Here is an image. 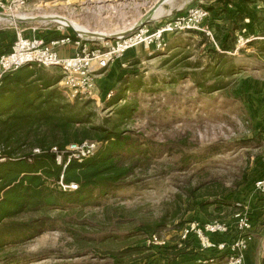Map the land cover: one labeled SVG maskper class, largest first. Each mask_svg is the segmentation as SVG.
I'll list each match as a JSON object with an SVG mask.
<instances>
[{"label":"rangeland","instance_id":"374dc122","mask_svg":"<svg viewBox=\"0 0 264 264\" xmlns=\"http://www.w3.org/2000/svg\"><path fill=\"white\" fill-rule=\"evenodd\" d=\"M160 1L10 3L5 15L35 20L15 22L10 18L14 22L1 23L0 32L14 34L16 27L25 30L24 35L29 37L28 29L37 26L39 34L49 32L44 35L59 36L57 28L67 24L52 18H63L62 21L108 38L140 26L155 29L197 5L211 8V0H171L160 5L161 17L156 16L155 11L154 18L151 15L146 19L147 13ZM262 5L264 9V0ZM257 20L262 26L260 37L252 42L257 45L248 44L234 56L224 54L214 61L213 57L210 59L213 45L209 39L202 42L201 33L197 32L167 35L163 51L146 50L141 46L129 50L120 62L112 64L98 77V103L71 102L58 85L62 77L60 70L36 66L44 79L46 75L49 80L54 79V90L60 94L56 95L58 103L74 106L73 112L81 114L86 126L123 132L148 155L136 157L138 168L133 177L105 195L94 192L87 205L28 213L18 218L16 222L44 219L45 232L24 241L12 242L5 238L0 249V264H131L134 259L138 261L132 264H226V253L202 250L197 240V244L191 243L188 249L193 250L192 255L164 257L162 247L182 242L180 232L186 225L178 232L180 221L184 224L224 222L229 232L217 239L231 243L239 235L233 224L238 209L235 204L246 206V202L255 199L260 202L264 198L257 195L253 187L264 153V128L260 126L264 123L259 121L264 114L261 75L264 15ZM97 42H92L91 48ZM106 90L113 92L109 100H104ZM71 113L67 108L63 111L64 116ZM29 149L27 145L21 152ZM188 158L190 161L186 164L184 161ZM195 188L198 199L187 198V191ZM201 201L231 205L224 206L220 215L210 207V217H207L197 209ZM262 220L256 246L249 257L247 249L244 264H264V218ZM161 221L164 226L155 234L161 244H152L151 236L144 230L162 224ZM142 241L152 249L130 257V247H141Z\"/></svg>","mask_w":264,"mask_h":264},{"label":"trees","instance_id":"16d2710c","mask_svg":"<svg viewBox=\"0 0 264 264\" xmlns=\"http://www.w3.org/2000/svg\"><path fill=\"white\" fill-rule=\"evenodd\" d=\"M218 1L222 3L226 21L234 23L230 21L232 17L236 18V23L224 29V42L220 44L222 52H232L235 49L236 40L234 33L238 29L236 24L243 22L246 17L243 9L248 4L254 3V0H241L242 8L238 7L239 9L234 12L227 8L228 5H234L232 0ZM207 10L211 11L210 8ZM4 35L6 37L1 38ZM199 36L202 42H207L204 34ZM39 37L46 41L59 38L57 34L53 36L40 34ZM13 42L14 34L0 32V56L11 52ZM210 51L212 54L210 59L213 57V61L224 55L214 50ZM25 70L27 72L24 73ZM43 80L41 71L33 65L22 67L2 78L0 86V249L5 243V238L13 240L12 242L24 241L45 232L44 219L16 222L18 218L28 213H46L65 210L71 205H76L78 208L87 205L86 202L89 203L94 192H98L99 196L105 195L114 186L133 177L138 168L139 160L136 157L148 155L123 132L107 130L102 126H86L81 114L73 112L74 106L58 103L56 95L60 94H57L54 88L48 89L53 85L50 80L47 81L48 83ZM36 82L40 83L35 84ZM66 108L69 109V113L70 111L72 113L64 116L63 111ZM84 142L97 143L99 148L93 156L81 163L71 160L62 171V167L55 163L52 148L63 151L70 144ZM27 145L30 148L29 151L22 153V148ZM34 149L39 150V153H32ZM189 161L188 158L184 162L187 164ZM61 175H63L64 185L75 184L77 189L64 191L59 186ZM243 181H246V177ZM196 190V188L188 190L187 198L192 197L197 200ZM230 205L228 202L201 201L197 209L210 217L208 211L210 207H214L213 211L220 215L223 207H230ZM160 223L162 224L153 227L145 226V234L155 235L157 229L164 226L163 221ZM184 225L182 221L177 224L178 232ZM195 241L192 236H189L179 243L184 244L183 247H179L178 243L162 247L164 252L162 256L192 255L193 250L188 249L191 243L197 244ZM145 242L142 241L141 247L132 246L130 250H125H129L130 257L140 255L144 249H152L151 246H144ZM137 261L134 259L132 263ZM118 263L121 262L118 260Z\"/></svg>","mask_w":264,"mask_h":264},{"label":"built area","instance_id":"2783aa9c","mask_svg":"<svg viewBox=\"0 0 264 264\" xmlns=\"http://www.w3.org/2000/svg\"><path fill=\"white\" fill-rule=\"evenodd\" d=\"M27 1L0 0V15L8 13L10 3L25 5ZM209 19V11L201 5H197L187 9L182 14H176L155 29L140 26L131 30L128 34H115L105 39L83 38L69 26L59 24L60 27L56 31L59 38L46 41L38 36L37 26L28 29L30 31L29 37L24 35L25 30L15 27L11 52L0 56V86L4 75L25 66L57 68L62 76L58 85L71 102L91 100L98 103L100 100L97 87L98 77L102 76L103 72L112 64L120 62L124 55L133 48L141 46L146 50L163 51L167 45L165 39L167 35L197 32L204 34L213 47L221 53L209 29ZM67 29L70 32H66ZM245 33V29H242L235 35V53L257 39L247 36ZM94 41L98 42L91 48L90 45ZM67 47H73L75 52L70 56H62L59 50ZM122 67H125V65H122ZM261 72L262 83L264 84V68ZM112 95L113 92L108 91L104 100H109ZM98 146L94 142H84L82 144H70L63 151L52 148V152L55 155L56 165L62 167L63 171L71 160L81 163L93 156ZM32 153H39V150L34 149ZM261 159L264 162V153H262ZM62 179L63 175L60 176L59 186L64 191H75L77 189L75 184L64 185ZM254 192L264 197V179L257 180L254 183ZM235 205L238 209L240 208L233 216L234 229L239 236L231 243L218 241L217 238L229 232V227L226 223L217 220L206 223L192 221L185 224L186 226L180 232V239L184 241L192 236L198 241L202 250L226 253V264H244L245 252L250 241L247 233L251 231V224L244 207L238 203ZM149 242L161 244L155 235L151 236Z\"/></svg>","mask_w":264,"mask_h":264},{"label":"crops","instance_id":"0c3cea01","mask_svg":"<svg viewBox=\"0 0 264 264\" xmlns=\"http://www.w3.org/2000/svg\"><path fill=\"white\" fill-rule=\"evenodd\" d=\"M232 1L234 2V5L233 6L232 5H228L227 6L228 9H230V10H232L234 12L235 10H238L239 8L240 9L242 8V6L240 4L241 0H232ZM209 5L211 7L210 8L211 11H209L210 19L208 21V26H209V29L211 30L212 34H213L214 40L216 41V43L218 45V48L220 49L221 48L220 44L222 42H224V29H227L228 27H230V24L236 23V21H235L236 18L232 17V19L230 21V22H234V23H229L228 21H226V15L222 11V9H223L222 3H220L218 0H211ZM243 12L246 13V17L243 20V22L236 24L238 26V29L235 31L234 36L240 30L245 29V32H246L245 34L247 36H252L254 38L260 37L259 36L261 34L260 29L262 28V26H261V21L257 20V18L263 17V15H264V9H263V5H262V0H254V3L248 4L243 9ZM48 33L49 32H45L44 34H48ZM28 36H30V33H29ZM251 43H249L248 46H250ZM253 45H257V44L254 43ZM210 46H211V44H210ZM211 48H212V50L218 52L214 47H211ZM59 51H60V54L62 56H70V55H72L75 52V49L73 47H67V48L61 49ZM238 52L235 53V49L232 52H222L221 51L222 54H226V55H230V56H234ZM45 69H49V68H45ZM25 72H27V70H25L24 73ZM22 74L23 73H21V75ZM261 75H262V72H261ZM35 77H36V75L34 76V78ZM46 77L47 78L44 79V80H46V82H47V81H49V78H48L49 76L46 75ZM29 81H31V79ZM40 82H36L35 84H39ZM50 82L53 85L50 88H48V89H53L55 87L54 79L51 78ZM101 90H103V89H101ZM260 117L261 118L259 119V121L264 123V114H262ZM260 126H262L264 128L263 124L262 125L260 124ZM257 178H258V180L264 179V162L262 161V159H261V164H260V169H259V175H258ZM253 187H254V184H253ZM245 204H247V205L243 206L244 207V211L246 212L247 218H248V220H249V222L251 224V232L249 233V237H250L249 246H248L249 249H248V252L246 253V256L249 257V253H251L253 251L254 246H256L257 237H259V235H260V234H258V232L260 231L259 224L261 223V221H263L262 219L264 218V201H263V198L260 199V202H257V200L255 199V200H251L248 203L246 202ZM252 232H254V233L252 234ZM246 256H245V260H246Z\"/></svg>","mask_w":264,"mask_h":264},{"label":"bare ground","instance_id":"6f19581e","mask_svg":"<svg viewBox=\"0 0 264 264\" xmlns=\"http://www.w3.org/2000/svg\"><path fill=\"white\" fill-rule=\"evenodd\" d=\"M171 0H162V2L165 4V3H169ZM162 5V4H161ZM156 16H162L163 15V10L161 9V6H159L156 10ZM154 15V13H153ZM152 15V17H153ZM9 18V19H8ZM10 18H13L15 21L17 20H20V21H24V20H35V19H25L23 20L22 16H13L12 15H0V24L1 23H8V22H14V20L10 19ZM154 18V17H153ZM54 21L56 22H64V24H67V26H69L70 28L74 29L78 34L84 36V38H92V39H98L100 37H102L103 35H100V34H96V33H92L90 32L89 30L83 28V27H80L78 25H76L75 23H72V22H69V21H62V19H59V18H52ZM2 25V24H1ZM106 37V36H104Z\"/></svg>","mask_w":264,"mask_h":264},{"label":"water","instance_id":"95a60500","mask_svg":"<svg viewBox=\"0 0 264 264\" xmlns=\"http://www.w3.org/2000/svg\"><path fill=\"white\" fill-rule=\"evenodd\" d=\"M163 2L162 1H160V2H158V4H156V6H154V8H152L148 13H147V15H146V19H149L150 17H151V15L155 12V10L162 4ZM17 22H20V20H17ZM129 32H127V34H128ZM100 38H102V39H105L106 37H104V36H102V37H100Z\"/></svg>","mask_w":264,"mask_h":264}]
</instances>
